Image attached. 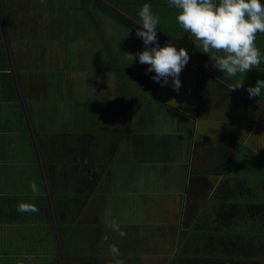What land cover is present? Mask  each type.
<instances>
[{"label":"crops","instance_id":"0c3cea01","mask_svg":"<svg viewBox=\"0 0 264 264\" xmlns=\"http://www.w3.org/2000/svg\"><path fill=\"white\" fill-rule=\"evenodd\" d=\"M145 3L160 18L161 47L171 42L186 48L190 65L218 73L233 87L243 80L244 87L236 89L248 97L247 88L264 80V59L259 69L235 78L213 67L178 25L168 0H0V264H54L57 230L72 264H112L105 257L78 256L104 255L110 244L119 247L124 264H203L184 258L167 262L143 227L151 223L156 192L144 188L145 163H132L137 140L172 136L137 121L146 110L143 95L154 85L165 94L157 99L176 100L171 81L160 87L147 64L138 57L131 63L124 55L145 50L134 27L141 24L138 12ZM257 46L264 56V34ZM186 76L183 69L185 87L195 86ZM253 99L264 106V90ZM119 154L123 159L117 161ZM33 180L39 196L31 192ZM57 191L77 196L79 211L72 220L68 203L60 200L57 207ZM20 202L36 204L39 212H18ZM58 213L65 220L64 242ZM104 219L117 221L126 235L112 231ZM238 220L248 226L246 237L222 249L239 255L207 264H264L263 212Z\"/></svg>","mask_w":264,"mask_h":264},{"label":"flooded vegetation","instance_id":"af4514ba","mask_svg":"<svg viewBox=\"0 0 264 264\" xmlns=\"http://www.w3.org/2000/svg\"><path fill=\"white\" fill-rule=\"evenodd\" d=\"M191 66V80L202 86L185 87L180 77L182 87L171 94L176 107L157 99L156 95H165L164 90L157 93L149 85L143 95L146 110L137 120L153 131L174 136L166 141L153 136L137 140L133 156L137 167L145 163L144 188L156 192L148 230L153 234V249L165 253L162 257L167 262L191 244L213 248L220 227L264 212V106L241 90H233L218 73L198 64ZM194 98L200 108L191 110ZM240 160L256 164L258 186L231 176ZM241 199L244 208L230 204ZM202 233L210 235L208 240ZM55 260L54 264H72L68 251L62 258L57 254Z\"/></svg>","mask_w":264,"mask_h":264},{"label":"clouds","instance_id":"9594fccd","mask_svg":"<svg viewBox=\"0 0 264 264\" xmlns=\"http://www.w3.org/2000/svg\"><path fill=\"white\" fill-rule=\"evenodd\" d=\"M168 7L176 9L175 18L183 32L194 38L195 46L228 78L259 69L264 59L257 46L258 36L264 34V0H168ZM138 16L141 24L136 36L143 40L145 50L124 53L125 58L132 63L138 57L139 63L149 66V73H155L152 79L156 83L165 86L171 78L173 90L179 92L182 87L180 75L191 59L188 50L177 49L171 42L160 46L157 37L160 18L153 13L150 4H143ZM243 87L241 80L233 90ZM262 90L264 80H257L254 87L247 88L250 98L261 97ZM29 186L34 196L41 194L35 180ZM17 211L38 213L39 208L34 203L20 202ZM104 223L121 237L126 235L117 221L105 220ZM104 240H107L106 236ZM109 252L113 257L112 264H124L116 244L109 245Z\"/></svg>","mask_w":264,"mask_h":264},{"label":"trees","instance_id":"16d2710c","mask_svg":"<svg viewBox=\"0 0 264 264\" xmlns=\"http://www.w3.org/2000/svg\"><path fill=\"white\" fill-rule=\"evenodd\" d=\"M131 29H133L131 26H129ZM136 31H137V27L134 26ZM63 193V192H60ZM69 193L65 194L62 196V202L64 204H69L70 205V200H68V197L66 195H68ZM77 196H74L73 202L76 199ZM67 204V205H68ZM58 203H57V207H58ZM74 211H79L78 208V203H75L74 205ZM76 209V210H75ZM59 214V213H58ZM263 216H264V212H263ZM243 223V221L241 220H236L233 221V223L229 226H222L217 230V233L214 235L216 244L214 245L215 250H207L205 249V247L203 246V244H191L190 247H185L184 250H180V253L178 252V254L176 255L177 258H184V259H188V260H202L203 264H207L208 262H212L214 259L216 260H223L224 257L226 256V254L228 255L229 253L235 254V255H239L240 251H225L222 248H227L228 243H239V241L243 240V238H245L246 236V231L241 228L239 226V224ZM225 227V228H224ZM242 229V230H241ZM239 230V231H237ZM201 236L208 240V236H210L207 233H202ZM202 238V239H203ZM202 242V241H201ZM188 243H193V241H188ZM201 246V247H200ZM187 248V249H186ZM177 258H175L174 260H176ZM190 264V263H187Z\"/></svg>","mask_w":264,"mask_h":264},{"label":"rangeland","instance_id":"374dc122","mask_svg":"<svg viewBox=\"0 0 264 264\" xmlns=\"http://www.w3.org/2000/svg\"><path fill=\"white\" fill-rule=\"evenodd\" d=\"M167 41V40H166ZM174 45H177V44H175V43H173ZM196 54L197 55H199V53H197L196 52ZM151 132H154L152 129H149ZM156 136H160V135H158V134H156ZM162 138V137H161ZM169 139H173L172 138V136L171 137H169ZM121 156H123V154L121 155V154H119L118 155V158H117V161H120V159H123ZM134 162L135 161H133L132 160V163L134 164ZM135 165V164H134ZM136 166V165H135ZM255 166H256V164H249V163H246L244 160H240L239 162H237L233 167H232V169H231V171H230V174H231V176L232 177H236L237 178V180H239V181H241V180H247V181H249L251 184H254L255 186H258L259 184H257V180H256V178L258 177V172L256 171V168H255ZM260 175V174H259ZM132 188V187H131ZM133 189H135V187H133ZM63 195H65V193H60V192H58L57 191V198H56V201H57V203L59 202L60 203V200H62L61 198H62V196ZM67 197H68V200H70L71 201V203H70V210H71V215L69 214V216L68 217H70V219L72 220V216L73 215H77V214H75V212H74V205H75V203L73 202V199H74V195L72 194V193H70V194H68V195H66ZM231 203H239V206H241V208H244V205H245V202L241 199V200H239L238 202L237 201H231L230 202V204ZM105 220V219H104ZM61 221H62V223H63V221H65V220H63V215H61L60 213L57 215V223H59V227H61V233H62V242H64V239H63V237H65V236H63L64 235V233H63V231H64V227H63V225H62V223H61ZM75 222H76V220H75ZM75 224V223H74ZM73 224V225H74ZM211 225H212V223H210ZM150 227V224H149V222L147 223V222H145V223H143V227ZM239 226L241 227V228H243L244 230H247V228H248V226H246L245 224H242V223H240L239 224ZM246 226V227H245ZM258 228L260 229V227L258 226ZM242 230V229H241ZM237 231H239V230H237ZM127 233V232H126ZM58 235H60V233L58 232V230H57V233H56V238L58 237ZM57 242L58 243H60L61 241H59L58 240V238H57ZM57 243V247H56V256H57V254L59 255V257L60 258H62V256H63V253H65V245H64V243L63 244H58ZM106 243H108V242H106ZM133 244V243H132ZM132 248H137V246H136V244L134 245L133 244V246H132ZM131 251H132V249H131ZM79 253V252H78ZM105 255V256H104ZM104 255H100L99 256V254H96V252H92V251H87V252H84V254H79L78 256L79 257H91V258H94V259H100V261H102L103 260V258L105 257L106 258V260H113V257L110 255V252L109 251H105V253H104ZM121 257H122V255H121ZM61 260V259H60ZM104 261V260H103Z\"/></svg>","mask_w":264,"mask_h":264},{"label":"water","instance_id":"95a60500","mask_svg":"<svg viewBox=\"0 0 264 264\" xmlns=\"http://www.w3.org/2000/svg\"><path fill=\"white\" fill-rule=\"evenodd\" d=\"M184 73L187 74V75H190V74L192 73V66L189 65L188 67H185V68H184ZM186 77H187V76H186ZM186 77H184V78H186ZM195 85H199L200 87L202 86V85H201V82L199 83L198 81L195 82ZM160 87H161V84H160ZM155 97H158V95H156ZM158 98H160V97H158ZM175 101H176V100H174V99H170V102H171L172 104H174ZM192 101H193V102H192L191 106L189 107V108H191V110H196V108H200V107H199L200 104L197 103L196 98H194V100H192ZM174 106H176V105L174 104ZM177 107H178V106H177ZM202 112H203V111H202ZM198 137H203V135L199 133V134H198ZM197 140L199 141V139H197Z\"/></svg>","mask_w":264,"mask_h":264}]
</instances>
